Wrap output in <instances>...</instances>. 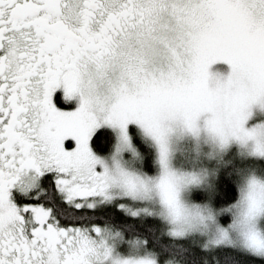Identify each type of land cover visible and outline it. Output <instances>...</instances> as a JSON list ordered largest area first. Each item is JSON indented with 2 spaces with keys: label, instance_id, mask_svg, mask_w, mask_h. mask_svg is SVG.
I'll return each mask as SVG.
<instances>
[{
  "label": "snow or ice",
  "instance_id": "snow-or-ice-1",
  "mask_svg": "<svg viewBox=\"0 0 264 264\" xmlns=\"http://www.w3.org/2000/svg\"><path fill=\"white\" fill-rule=\"evenodd\" d=\"M0 264H264V0H0Z\"/></svg>",
  "mask_w": 264,
  "mask_h": 264
}]
</instances>
